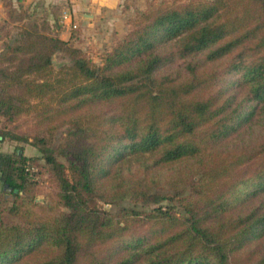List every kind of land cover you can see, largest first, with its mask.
Returning a JSON list of instances; mask_svg holds the SVG:
<instances>
[{"label":"trees","instance_id":"trees-1","mask_svg":"<svg viewBox=\"0 0 264 264\" xmlns=\"http://www.w3.org/2000/svg\"><path fill=\"white\" fill-rule=\"evenodd\" d=\"M3 7L0 141L51 190L0 152V264H264V0L148 1L99 63Z\"/></svg>","mask_w":264,"mask_h":264},{"label":"rangeland","instance_id":"rangeland-1","mask_svg":"<svg viewBox=\"0 0 264 264\" xmlns=\"http://www.w3.org/2000/svg\"><path fill=\"white\" fill-rule=\"evenodd\" d=\"M152 0H120L117 6L107 7L103 6L98 20H96L94 27L87 29L85 35L83 34L81 38L76 39V44L82 47L86 53L92 57V59L99 63V55L111 44L114 37L122 35L127 28L128 19L133 16L136 12H140L145 9L147 2ZM158 1V0H154ZM31 10V9H29ZM53 15L56 10L51 8ZM32 15L40 19H47L53 26L54 30L57 26V20L55 22L50 21L48 18V13L42 8L31 10ZM3 19V18H1ZM0 19V20H1ZM17 24H14L12 33L15 34L17 31ZM77 34V31H76ZM3 48V42L0 41V50ZM54 59V69H58L61 64L69 63L68 57L64 52L58 51L53 56ZM2 120L0 118V125ZM67 125L61 126L55 132L52 138V145L55 146L59 140L61 134L65 132ZM20 129L25 130L26 124L23 123ZM0 152L15 154L16 152L22 154L26 163L29 166L30 172H35V178L39 180L38 185H35L37 190L34 192L36 201L46 202L48 194L50 193V184L46 179V164L44 159L41 157L38 149L32 145L30 142L22 140H14L10 138H4L0 141ZM22 161L17 160V164L21 165ZM25 195V193H21ZM14 192L11 188L6 186L0 177V207L3 209L5 218L9 219L12 216L8 212V207L11 205L14 199ZM122 204L130 205L129 201H125ZM110 211H116L119 204H105L104 205ZM154 206V204L139 205L136 204L138 208H149Z\"/></svg>","mask_w":264,"mask_h":264},{"label":"crops","instance_id":"crops-1","mask_svg":"<svg viewBox=\"0 0 264 264\" xmlns=\"http://www.w3.org/2000/svg\"><path fill=\"white\" fill-rule=\"evenodd\" d=\"M4 1L0 0V19L5 17ZM11 2L15 6L21 5L31 10L40 8L47 10L50 21L57 20L55 30L58 35L76 42V39L85 35L87 29L94 27L103 6H117L120 0H11ZM51 8L57 9L54 15Z\"/></svg>","mask_w":264,"mask_h":264},{"label":"built area","instance_id":"built-area-1","mask_svg":"<svg viewBox=\"0 0 264 264\" xmlns=\"http://www.w3.org/2000/svg\"><path fill=\"white\" fill-rule=\"evenodd\" d=\"M73 27H76V25H73Z\"/></svg>","mask_w":264,"mask_h":264}]
</instances>
